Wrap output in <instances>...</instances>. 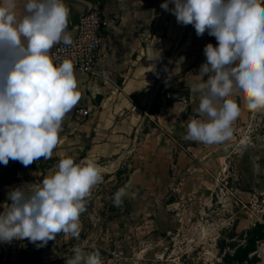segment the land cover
<instances>
[{
	"label": "crops",
	"instance_id": "crops-1",
	"mask_svg": "<svg viewBox=\"0 0 264 264\" xmlns=\"http://www.w3.org/2000/svg\"><path fill=\"white\" fill-rule=\"evenodd\" d=\"M25 2L17 0L18 14ZM64 2L70 9L67 31L71 37L79 18L99 4L107 20L100 62L104 76L74 70L81 99L66 114L51 159L41 158L28 167L12 160L6 166L0 164V211L3 204L10 203L7 193L11 189L41 183L63 157H74L77 162L94 160L102 167L103 180L92 189L80 216L79 239L60 233L44 247L27 239L0 242V264H65L74 255V247L99 250L103 264H125L122 259L110 258L120 249L102 248L95 241L103 239L102 235L115 239L117 232L126 237L144 233V239L150 241L158 234L156 225L178 219L179 213H173L172 208L185 202L190 210L209 207L212 200L208 195L218 186L223 169L230 191L242 203L250 202L261 210L259 216L252 212L254 221L249 224L264 222V205L260 204L264 202V109L259 110L262 131L245 138L242 134L250 111L237 90L230 98L237 102L241 114L233 124L232 139L211 145L184 139L200 102L190 86L206 61L204 46H216L215 38L207 32L198 37L192 25L178 24L171 12L160 7L165 0ZM155 56L158 59L153 60ZM79 108L88 113L78 115ZM13 167H17L16 179L8 175ZM122 187L127 195L117 207L113 197ZM181 217L186 220L184 214ZM92 226H97L95 231H90ZM251 226L241 225L235 236L226 239H235L236 245L244 243ZM233 249L225 247L221 256ZM251 255L256 258L251 264H264V239Z\"/></svg>",
	"mask_w": 264,
	"mask_h": 264
},
{
	"label": "clouds",
	"instance_id": "clouds-1",
	"mask_svg": "<svg viewBox=\"0 0 264 264\" xmlns=\"http://www.w3.org/2000/svg\"><path fill=\"white\" fill-rule=\"evenodd\" d=\"M17 7V0H0V164L12 160L28 167L52 158L64 118L81 92L73 62L52 53L57 44H72L64 0H26L19 14ZM160 7L178 24L192 25L198 37L207 32L217 41L204 46L206 61L190 86L200 102L184 139L209 145L232 139L241 114L230 98L237 90L249 111L264 109V0H165ZM102 180L94 160L61 158L41 183L7 193L0 242L27 239L44 247L60 233L79 239L80 216ZM126 195L120 188L114 205L121 206ZM72 251L65 264H103L99 250Z\"/></svg>",
	"mask_w": 264,
	"mask_h": 264
},
{
	"label": "rangeland",
	"instance_id": "rangeland-1",
	"mask_svg": "<svg viewBox=\"0 0 264 264\" xmlns=\"http://www.w3.org/2000/svg\"><path fill=\"white\" fill-rule=\"evenodd\" d=\"M225 174L226 169L220 170L218 186L208 195V200H212L209 207L204 209L198 206L190 210L185 202L178 208H172L173 213H179L178 219L156 225L158 234H153L150 241L144 239V233H130L126 237L117 232L115 239L113 236L102 235L103 239L99 237L95 241L96 244L102 248L120 249L118 255L110 254V258L122 259L125 264L219 263L222 250L237 242L235 239L227 240L238 233L235 232L236 228L246 223L251 226L254 221L252 212L258 216L261 213V210L259 211L256 205L252 207L250 202L243 201L246 205L244 206L241 198L230 191L229 183L224 184L228 179ZM260 204L264 205V202ZM183 214L185 221L181 217ZM96 227L92 226L90 231H95ZM90 240L92 241L93 237Z\"/></svg>",
	"mask_w": 264,
	"mask_h": 264
},
{
	"label": "built area",
	"instance_id": "built-area-1",
	"mask_svg": "<svg viewBox=\"0 0 264 264\" xmlns=\"http://www.w3.org/2000/svg\"><path fill=\"white\" fill-rule=\"evenodd\" d=\"M107 20L104 17L98 3L92 5L90 9L84 13L76 25L75 33L72 37L71 45L57 44L53 47L52 53L58 61L69 59L74 64V70L81 71L92 77H103L104 70L100 68L102 58L103 38L102 30L106 28ZM165 93V97H169ZM86 109L79 108L78 115H86ZM263 128V117L260 111H250V119L243 129V136L251 139L259 134ZM228 182L224 181L226 185ZM227 190V187L224 186ZM223 190L222 188L220 189ZM41 264H49L43 261Z\"/></svg>",
	"mask_w": 264,
	"mask_h": 264
},
{
	"label": "trees",
	"instance_id": "trees-1",
	"mask_svg": "<svg viewBox=\"0 0 264 264\" xmlns=\"http://www.w3.org/2000/svg\"><path fill=\"white\" fill-rule=\"evenodd\" d=\"M17 167L9 170L8 175L11 178L16 177ZM244 243L236 245L231 243L230 247L234 248L232 253L225 252L221 260L216 264H251L256 261L254 255H251L257 247V243L264 239V222H255L253 226L246 230L243 237Z\"/></svg>",
	"mask_w": 264,
	"mask_h": 264
}]
</instances>
